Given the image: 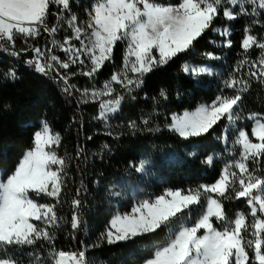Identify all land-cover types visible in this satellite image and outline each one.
<instances>
[{
	"label": "snow or ice",
	"instance_id": "snow-or-ice-1",
	"mask_svg": "<svg viewBox=\"0 0 264 264\" xmlns=\"http://www.w3.org/2000/svg\"><path fill=\"white\" fill-rule=\"evenodd\" d=\"M53 6L57 9L56 23L49 26L47 20ZM72 9V0H0V51L17 58L30 52L24 63L34 72L54 78L67 96L79 93L78 104L99 101V113L93 119L105 124L121 110L126 98L113 85L134 100L136 97L131 94L143 85L147 74L191 50L206 33L219 36L221 47L232 48V28L227 24L215 27L218 17L223 16L229 22L250 18L240 48L244 54L253 47L259 49L257 59L244 55L210 103L201 104L194 111L173 114L171 122L165 125L168 131L191 140L210 134L226 120L221 139L226 146L229 144L227 129L243 118L240 105L251 81L264 83V36L253 34L254 26L264 29V0H179L177 4H161L156 0H94L85 9L87 18L83 21ZM61 30L65 33L62 42L54 39ZM42 32L52 38L51 47L29 45V39L39 37ZM21 36L28 47L16 50ZM120 41L127 44L122 67L102 88L81 90L70 83L77 75L94 78L105 62L112 59ZM56 49L67 59L56 55ZM205 56L209 60L221 59L213 52ZM183 70L194 77L202 73L219 75L208 66L185 64ZM3 76L13 82L19 79L15 68H9ZM225 90H231L232 94ZM160 96L168 98L163 89ZM246 119L253 122L251 138L245 128H236L232 146L224 149L229 159L214 183L170 188L148 198L133 196L130 211L117 210L97 243L85 245L79 252L55 247L56 231L65 219L58 214V206H62L68 161L57 152L60 133L54 132L47 121H41V127L33 133L32 148L6 178V170L0 172V264H23V256H27L28 264H89L88 247L127 244L160 232L165 233L163 241H153L143 264H264V114L251 113ZM151 123L148 116H143L139 123L129 120L127 127L133 133L161 131L159 126L150 127ZM108 134L112 135L111 131ZM189 147L193 151L186 155L197 156L196 146ZM82 152L81 147L77 157ZM215 158L208 155L201 163L211 166ZM150 163L141 160L131 167L136 173L147 174ZM250 163L255 167H250ZM86 191L81 183L71 201L70 226L74 232L84 223L81 214L84 201L79 197ZM126 194L124 189L109 190L113 198L123 199ZM42 198L51 202L39 203ZM242 198L248 212H237L234 219H229L224 201ZM197 212L198 217L192 218ZM41 242L47 243L46 254Z\"/></svg>",
	"mask_w": 264,
	"mask_h": 264
},
{
	"label": "trees",
	"instance_id": "trees-1",
	"mask_svg": "<svg viewBox=\"0 0 264 264\" xmlns=\"http://www.w3.org/2000/svg\"><path fill=\"white\" fill-rule=\"evenodd\" d=\"M93 2L94 0H72V10L80 21L87 18L85 9ZM156 2L177 4L179 0ZM56 11L53 6L47 20L49 26L56 23ZM250 23V18L246 17L231 22L223 16L218 17L214 22L215 27L227 24L232 28V48L221 47L219 36L213 32L206 33L191 50L179 54L166 65L147 74L143 85L131 94L136 97L134 100L115 85L117 91L126 98L121 110L110 116L107 124L102 120L93 119L99 113V101L78 104L79 93L72 97L67 96L54 78H46L28 67L24 60L31 56L30 52L17 58L0 51V171L6 170L5 178L24 153L32 148L33 133L41 127V121H47L53 131L61 136L57 152L66 157L68 164L62 206H58V214L65 218L62 227L56 231L55 247L58 250L79 252L85 245L97 243L100 233L105 230L117 210L121 213L130 211L133 196L136 199L154 197L170 188L187 189L215 182L225 161L229 159L224 149L232 146L231 140L234 139L236 128H245L251 138L253 122L246 117L251 113L264 114V83L251 81V88L244 94L240 105L243 118L227 129L230 138L227 146L221 139L226 131V120L218 124L210 134L191 140H184L178 134L168 131L165 125L171 122L173 114L193 111L201 104L210 103L223 87L228 73L244 55L253 60L257 59L260 55L259 49L253 47L244 54L240 48L244 27ZM64 34L61 30L54 39L62 42ZM253 34L264 36V29L254 26ZM51 39L47 33L42 32L39 37L29 39V45L46 49L50 47ZM210 40L216 43H209ZM24 47H28L24 38L18 37L16 50ZM126 48V42H118L112 59L105 62L94 78L77 75L70 83L81 90L103 87L104 82L109 80L114 72L120 71ZM207 52H213L221 59L209 60L205 56ZM185 64L208 66L219 75L202 73L194 77L184 72ZM9 68L16 69L19 79L13 82L4 78L3 73ZM72 70L77 69L73 66ZM161 89L166 92L167 99L160 96ZM225 91L232 94L231 90ZM143 116L151 119L150 127L159 126L161 131L133 133L127 127L128 121L135 120L139 123ZM109 131L112 135L108 134ZM189 145L196 146L197 156L186 155L193 151ZM81 147L83 152L77 157V151ZM238 154L237 147L236 155ZM208 155L216 157L211 166L201 163ZM141 160L151 161L147 166V174L132 170L131 165H138ZM249 166L255 167L251 163ZM81 183L87 188L79 197L84 201L81 210L84 223L74 232L70 226L71 201ZM121 189L127 193L123 199L110 197L109 190ZM38 202L51 201L42 198ZM224 204L229 219H234L237 212H248L243 198L226 200ZM198 215L199 212L192 218ZM214 223L220 227L218 222ZM164 235V232H160L157 236L145 237L127 244L103 243L99 247H88L86 257L89 264H143V259L150 255L153 241H163ZM41 244L46 254L47 243ZM40 250L38 247L37 251ZM249 254L252 255L251 251ZM21 259L23 264H28L27 256Z\"/></svg>",
	"mask_w": 264,
	"mask_h": 264
},
{
	"label": "rangeland",
	"instance_id": "rangeland-1",
	"mask_svg": "<svg viewBox=\"0 0 264 264\" xmlns=\"http://www.w3.org/2000/svg\"><path fill=\"white\" fill-rule=\"evenodd\" d=\"M50 47H51V45H50ZM55 54L56 55H58V56H60L61 57V59H67V57L59 50V49H56L55 50ZM86 63H87V61H86ZM76 67V66H75ZM85 70H87V69H85ZM114 87H115V85H113ZM102 88V87H101ZM97 89H99V88H97ZM194 111V110H193ZM181 114H183V113H181ZM114 114H112L111 116H113ZM0 172H2V171H0Z\"/></svg>",
	"mask_w": 264,
	"mask_h": 264
},
{
	"label": "crops",
	"instance_id": "crops-1",
	"mask_svg": "<svg viewBox=\"0 0 264 264\" xmlns=\"http://www.w3.org/2000/svg\"><path fill=\"white\" fill-rule=\"evenodd\" d=\"M255 142V141H254Z\"/></svg>",
	"mask_w": 264,
	"mask_h": 264
}]
</instances>
